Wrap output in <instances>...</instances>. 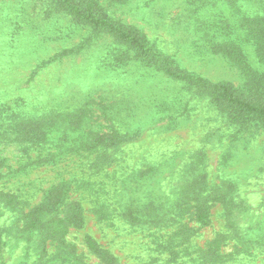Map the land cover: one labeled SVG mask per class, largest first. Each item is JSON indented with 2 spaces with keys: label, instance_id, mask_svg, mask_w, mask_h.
I'll list each match as a JSON object with an SVG mask.
<instances>
[{
  "label": "rangeland",
  "instance_id": "rangeland-1",
  "mask_svg": "<svg viewBox=\"0 0 264 264\" xmlns=\"http://www.w3.org/2000/svg\"><path fill=\"white\" fill-rule=\"evenodd\" d=\"M95 2L213 83L243 85L231 45L264 69L246 36L264 0ZM89 33L54 0H0V264H107L87 236L117 264H264V125L241 128L107 33L80 47ZM37 208L60 224L44 252L23 231Z\"/></svg>",
  "mask_w": 264,
  "mask_h": 264
},
{
  "label": "trees",
  "instance_id": "trees-1",
  "mask_svg": "<svg viewBox=\"0 0 264 264\" xmlns=\"http://www.w3.org/2000/svg\"><path fill=\"white\" fill-rule=\"evenodd\" d=\"M61 4L63 8L72 15L73 19L85 27L90 28V33L84 43L80 45L83 47L89 40H91L97 32H104L113 37V40L120 45H124L136 54L143 63L153 65L155 69L167 73L171 77L178 78L187 85L198 87L197 91L201 94L208 95L216 106L227 116V118L242 127L250 125H264V69L263 71L254 69L247 62V56L241 49L239 44L227 47L229 49L228 55L231 62L235 65L244 76L243 85L241 88H236L227 82L213 83L201 75H195L192 72H187L181 69L172 59V56L165 55L159 52L154 47V43L134 27H127L124 24L115 22L107 16L101 15L97 9L95 0H54ZM121 1V0H117ZM226 1V0H224ZM231 1V0H227ZM242 27H247L244 24ZM92 32V33H91ZM246 36L248 42L254 45V51L261 64L264 66V20L258 17H252L249 20ZM66 50L62 54L70 52ZM223 198L222 194L216 195V199ZM224 200V199H223ZM41 209H35L31 212L26 222V232L34 229L38 230L39 236L42 235L45 240L40 241L42 252L46 251L45 241L52 239L54 233L60 228V224L54 226L50 231L46 229V225L38 214ZM198 218L201 223L207 222V212L202 207L198 209ZM134 221L139 220L138 217L133 216ZM54 221V219L52 220ZM70 221L78 226L82 225L83 216L81 208L77 207L70 217ZM62 232V231H60ZM87 245L107 264H117L115 257L109 251L102 249L99 245L87 236ZM66 259V258H65ZM170 264H210L207 259L196 257L190 261L180 260L178 258L170 260ZM168 261H166V264ZM219 264V263H212Z\"/></svg>",
  "mask_w": 264,
  "mask_h": 264
}]
</instances>
